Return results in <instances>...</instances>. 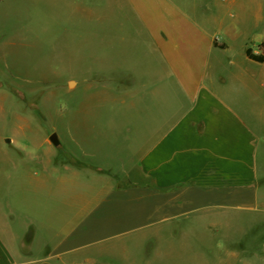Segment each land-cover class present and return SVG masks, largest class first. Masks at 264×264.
<instances>
[{
  "label": "crops",
  "instance_id": "obj_1",
  "mask_svg": "<svg viewBox=\"0 0 264 264\" xmlns=\"http://www.w3.org/2000/svg\"><path fill=\"white\" fill-rule=\"evenodd\" d=\"M214 1L203 12L202 0H115L159 59L145 124L114 162L53 163L37 180H50L49 204L28 207L25 236L0 233V264H111L128 241L160 244L157 258L169 261L185 228L216 227L219 217L230 227L234 214L264 226V104L239 90L252 84L264 101V62L245 55L264 56V41L240 27L262 19L260 0ZM225 62L231 75L213 70Z\"/></svg>",
  "mask_w": 264,
  "mask_h": 264
},
{
  "label": "rangeland",
  "instance_id": "obj_2",
  "mask_svg": "<svg viewBox=\"0 0 264 264\" xmlns=\"http://www.w3.org/2000/svg\"><path fill=\"white\" fill-rule=\"evenodd\" d=\"M260 5L261 20L240 23L253 44L264 41V0ZM198 6L204 12L219 5L202 0ZM118 12L115 0H0L1 234H27L28 207L49 204L50 180L43 187L37 180L49 178L53 163H82L86 155L114 162L135 126L145 124L148 86L161 76L159 59ZM259 65L246 69L258 72ZM213 70L228 76L232 69L225 62ZM250 85L240 92L252 105L264 104ZM259 91L264 93V81ZM52 134L57 147L49 142ZM229 219L230 227L219 217L216 227L185 228L169 261L157 258L160 244L128 241L126 254L108 263L264 264V226L249 215Z\"/></svg>",
  "mask_w": 264,
  "mask_h": 264
},
{
  "label": "trees",
  "instance_id": "obj_3",
  "mask_svg": "<svg viewBox=\"0 0 264 264\" xmlns=\"http://www.w3.org/2000/svg\"><path fill=\"white\" fill-rule=\"evenodd\" d=\"M245 55L248 59L254 61V62H258V63H262L264 62V56L262 55H254L250 49H247L245 51Z\"/></svg>",
  "mask_w": 264,
  "mask_h": 264
},
{
  "label": "water",
  "instance_id": "obj_4",
  "mask_svg": "<svg viewBox=\"0 0 264 264\" xmlns=\"http://www.w3.org/2000/svg\"><path fill=\"white\" fill-rule=\"evenodd\" d=\"M7 142H9V140H7ZM49 142L55 147L59 146V141L56 134L50 135Z\"/></svg>",
  "mask_w": 264,
  "mask_h": 264
}]
</instances>
